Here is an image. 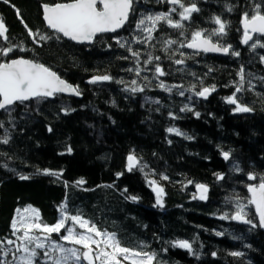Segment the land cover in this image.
Returning <instances> with one entry per match:
<instances>
[{"label":"trees","instance_id":"1","mask_svg":"<svg viewBox=\"0 0 264 264\" xmlns=\"http://www.w3.org/2000/svg\"><path fill=\"white\" fill-rule=\"evenodd\" d=\"M70 2L0 0V22L7 29L0 50L12 48L0 62L22 58L43 64L77 87L82 98L56 95L0 112V242L12 249L0 259L9 262L16 246L6 241L16 240L11 225L17 209H36L42 223L54 225L63 204L69 215L114 233L121 246L155 253L153 264H264L261 229L220 219L235 214L237 202L247 205L248 186L264 178V48L250 45L264 43V36L242 43L244 14H254L257 5L264 14V0H181L199 9L183 21L182 9L167 0H133L126 27L89 46L64 40L42 21V5ZM160 13L183 27L159 21L149 33L146 18ZM215 17L226 23V35L211 39L231 46L229 54L181 47L195 31L211 34L218 27ZM141 19L145 23L137 28ZM29 30L37 35L29 36ZM104 75L111 79L88 83ZM134 86L142 91H132ZM203 88L214 89L206 99L197 95ZM233 94L252 111L235 112V105L226 103ZM186 106L191 110L181 111ZM130 154L138 161L132 171ZM249 174L256 179L249 180ZM80 180L84 183L77 184ZM150 181L163 188V207L156 204ZM198 184L207 187L206 199L197 197ZM245 211L258 225L252 205ZM64 234L53 236L62 243ZM175 241H187L191 251L174 247ZM35 264H44L42 257Z\"/></svg>","mask_w":264,"mask_h":264},{"label":"snow or ice","instance_id":"2","mask_svg":"<svg viewBox=\"0 0 264 264\" xmlns=\"http://www.w3.org/2000/svg\"><path fill=\"white\" fill-rule=\"evenodd\" d=\"M8 3L9 0H4ZM171 5H178L182 11H180V20H189L192 13L198 12L199 9L195 4L191 6H185L181 0H167ZM133 0H72L70 3H57L54 5H43V18L49 29L53 30L57 34H61L63 37L75 41L77 43L87 42L91 44L95 37L99 34L116 32L118 29L124 26L128 21L129 14L132 10ZM230 10V9H229ZM170 12L176 11L175 8L169 10ZM17 16L19 18V11L17 10ZM147 20L151 21L152 27L147 31L151 33L156 23L159 21H165L167 24L176 29H180L183 25L178 21H173L169 14L160 13L155 16H148ZM23 23V20L21 19ZM214 22L218 27L208 36H205L202 31H195L192 33L191 40L186 44H181V47H188L190 49H196L203 52H222L229 54L231 46H221L218 43L212 41L211 36L226 35V23L222 22L219 17L214 18ZM145 20L141 19L137 23V28L144 25ZM242 26L244 29L242 43L248 44L249 41L254 39L253 34H259L264 36V14L259 11V5L256 6L254 14L249 16L247 13L242 18ZM27 27V25H25ZM7 29L5 25L0 22V37H4ZM29 36H35L31 30L28 31ZM50 37L40 35V40H47ZM59 38V37H58ZM150 38V37H149ZM117 43L121 47L124 44L117 40ZM168 44L175 43V41H168ZM257 46L264 48V43L255 41L251 44V48L255 49ZM21 51L24 49L21 48ZM131 51V49H129ZM12 48L0 50V55L7 56ZM138 56V53H132ZM231 55L238 56V52H231ZM158 59V58H157ZM261 61H264V56H261ZM176 63H182V61H176ZM156 72L159 75H163L162 70L157 67ZM139 74V71L137 72ZM110 76H95L92 77L88 83L95 84L99 81H109ZM135 84V81H133ZM164 87L163 84L160 85ZM214 89L203 88L197 95L207 98L210 91ZM132 91H142L141 88H133ZM241 87L236 88V92H240ZM57 93H70L79 95L77 87L61 79L55 72L51 71L43 64L36 63L26 59H14L10 62H0V110L10 112L12 106L16 103L24 104L26 101L53 97ZM226 103L235 105L234 111L238 113H248L252 111L251 108L242 105L235 97L230 96L226 99ZM191 110L190 108H182L181 111ZM197 117L199 113H196ZM2 127V124H0ZM51 131V128H49ZM169 132H175L177 135L181 133L175 129H168ZM7 143V140L3 141ZM71 152V148L68 149ZM225 160L229 159V153H222ZM128 171H132L138 164L137 159L133 155L127 157ZM45 175H58L52 173L49 170H44ZM120 175L119 173L117 174ZM218 179H223L222 176H218ZM20 179L27 180L28 176H21ZM167 179V177H162ZM249 180H255L256 177L253 174L248 175ZM84 181H77V184H83ZM153 191L156 193V204L163 207L162 194L163 188L156 186L155 181L149 182ZM191 183V182H190ZM198 191H200V199H206L207 187L201 184L196 185ZM248 192L250 198L247 201V205H253L255 207V214L258 217L259 224L253 222L252 219L247 218L248 213L245 211L247 205L237 202L235 214L228 217L227 214L221 216L220 219L230 218L232 220L239 221L244 224L251 225L252 228L260 227L264 228V178H261L258 185H249ZM130 199L136 200L137 197H131ZM31 212L30 216H25L23 213ZM60 218L54 225H48L40 221V214L38 210L32 208L17 209V217L12 221V235L16 237V240H7L8 245L15 244V252L22 253L17 257L13 253V260L16 264H34L38 255L37 249L43 251V256L46 258L44 264H69L72 261L73 264H79L81 259L86 260L88 264H94L98 261L99 264H124L127 261L128 264H153L155 260V253L144 252L143 250L137 251L128 247L121 246L120 241L116 238L114 233L101 232L98 230L94 223H91L88 219L83 218L81 215H69L66 211L65 205H60L58 208ZM71 221V226H66V222ZM83 231H77L76 228ZM63 230L66 234L60 236L63 242L74 245L73 247H64L63 244L57 243L52 240L51 234L56 233L59 235ZM34 231L43 233L44 235H36ZM17 233H22L17 235ZM221 235V233H217ZM94 237H100L95 239ZM19 241L17 244L16 242ZM34 245V247H30ZM75 245L81 246L85 251H80ZM93 245H96L95 251ZM103 245V247H101ZM174 247L184 248L191 251V245L187 241H175ZM106 249H111L107 251ZM12 249L5 250L4 242H0V253L7 256ZM55 254V255H54ZM215 255V253H213ZM233 256H241L240 252H232ZM0 264H6V261L0 259ZM7 264H12L11 261Z\"/></svg>","mask_w":264,"mask_h":264},{"label":"water","instance_id":"3","mask_svg":"<svg viewBox=\"0 0 264 264\" xmlns=\"http://www.w3.org/2000/svg\"><path fill=\"white\" fill-rule=\"evenodd\" d=\"M132 9H133V4H132ZM41 13H42V21H43V23H44V25H45V27H46V29L47 30H49L50 32H52V33H55L53 30H51V29H49L48 27H47V25H46V22H45V20H44V18H43V15H44V13H43V5H42V7H41ZM131 13H132V10H131V12H130V14H129V18H128V21L124 24V26L123 27H121L120 29H118L116 32H110V33H104V34H116V33H119V32H121L125 27H126V25L128 24V22H129V19H130V15H131ZM243 27V26H242ZM243 31H244V29H243ZM55 34H57V33H55ZM104 34H99L98 36H100V35H104ZM59 36H61L64 40H66V41H68V42H71V43H73V44H75V45H83V46H89V45H91V44H89V43H87V42H84V43H77V42H75V41H72V40H69V39H67V38H65V37H63L61 34H58ZM97 36V37H98ZM255 36H260L259 34H253V37H255ZM96 39V37L94 38V40ZM93 40V41H94ZM244 44V43H243ZM187 49L188 50H191V51H194V52H196V53H201V54H205V55H217V56H225L226 54H224V53H222V52H203V51H198V50H196V49H190V48H188L187 47ZM10 62V61H9ZM60 77V76H59ZM61 78V77H60ZM62 79V78H61ZM100 83H102V81H99V82H97V83H95V84H100ZM75 87V86H74ZM57 94H59V95H62V96H65V97H70V98H73V99H76V100H81L82 98H81V95H74V94H70V93H57ZM44 99H52V97H49V98H44ZM32 100H34V99H32ZM32 100H29V101H32ZM26 102H28V101H26ZM1 111H3V110H0V112ZM196 191V193H197V197L199 198L200 197V195H201V193H200V191H198V189H196L195 190ZM247 192H248V188H247ZM207 193V192H206ZM248 194H249V192H248ZM249 197H250V194H249ZM252 208H253V211H254V215H255V217H256V219H257V222H258V224H259V220H258V217L256 216V214H255V207L252 205ZM236 223H239V224H244V223H241V222H239V221H236V220H234ZM260 228V227H259ZM261 229V231L264 233V228H260Z\"/></svg>","mask_w":264,"mask_h":264},{"label":"rangeland","instance_id":"4","mask_svg":"<svg viewBox=\"0 0 264 264\" xmlns=\"http://www.w3.org/2000/svg\"><path fill=\"white\" fill-rule=\"evenodd\" d=\"M251 45V44H250ZM249 45V46H250ZM137 82H135V84H136ZM137 86H134V87H132L131 88V90L133 89V88H136ZM33 209V208H32ZM22 213H23V210H22ZM25 216H30L31 215V212L29 211L28 213H23ZM15 217H17V214H16V216ZM67 226H71V224L70 225H67ZM76 230L77 231H83L82 229H79L78 227L76 228ZM108 233V232H107ZM22 234V233H21ZM21 234H17V235H21ZM34 234H36V235H44L43 233H40V232H38V231H34ZM53 234H56V233H52L51 234V238H52V240L53 241H55V242H57V243H61L60 242V240H58L57 238H55L54 236H53ZM66 234V233H65ZM95 239H100V237H94ZM17 244L19 243V241H17L16 242ZM62 243H64V247H73L74 245H71V244H68V243H66V242H63L62 241ZM61 243V244H62ZM16 247V246H15ZM30 247H34V245H30ZM75 247H77L80 251H85L86 249H83L81 246H79V245H75ZM93 247V250L95 251V249H96V245H93L92 246ZM101 247H103V245H101ZM107 251H111V249H106ZM37 251V253H38V255H37V257H36V259H38L39 257H42V259H43V261H45V257L43 256V251L42 250H40V249H37L36 250ZM13 253L17 256V257H19L22 253H18V252H15V248H14V250H13V252H12V254H11V258L9 259V261H11L12 262V264H16V262L13 260ZM55 255V254H54ZM50 263V262H49ZM7 264V263H6ZM34 264H35V261H34ZM69 264H73V262L72 261H69ZM79 264H88V262L86 261V260H83V259H81V261L79 262ZM94 264H99V262L98 261H95L94 262ZM124 264H128V262L127 261H124Z\"/></svg>","mask_w":264,"mask_h":264},{"label":"bare ground","instance_id":"5","mask_svg":"<svg viewBox=\"0 0 264 264\" xmlns=\"http://www.w3.org/2000/svg\"><path fill=\"white\" fill-rule=\"evenodd\" d=\"M42 7V6H41ZM133 10V9H132ZM132 14V13H131ZM130 17H131V15H130ZM108 35H112V34H108ZM16 59H22V58H16ZM12 60H14V59H12ZM79 90V89H78ZM79 93H80V90H79ZM56 95H59V94H54V96H56ZM80 95V94H79ZM54 96L52 97V98H54Z\"/></svg>","mask_w":264,"mask_h":264}]
</instances>
